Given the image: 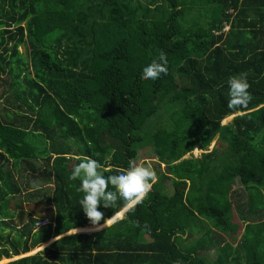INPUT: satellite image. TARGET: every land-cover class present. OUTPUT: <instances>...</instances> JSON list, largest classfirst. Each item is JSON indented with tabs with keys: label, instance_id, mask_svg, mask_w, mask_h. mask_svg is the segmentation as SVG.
I'll use <instances>...</instances> for the list:
<instances>
[{
	"label": "trees",
	"instance_id": "1",
	"mask_svg": "<svg viewBox=\"0 0 264 264\" xmlns=\"http://www.w3.org/2000/svg\"><path fill=\"white\" fill-rule=\"evenodd\" d=\"M161 1L150 17L132 0H0V203L38 179L52 206L17 224L0 209L17 234L0 233V258L73 232L7 264H264V0ZM158 51L167 74L142 79ZM241 73L249 102L229 108ZM139 150L156 183L92 225L71 169L88 156L110 175Z\"/></svg>",
	"mask_w": 264,
	"mask_h": 264
},
{
	"label": "clouds",
	"instance_id": "2",
	"mask_svg": "<svg viewBox=\"0 0 264 264\" xmlns=\"http://www.w3.org/2000/svg\"><path fill=\"white\" fill-rule=\"evenodd\" d=\"M167 72V55L163 51H158L150 62L142 66L141 77L155 81ZM226 83L228 107L247 105L250 96L246 74L234 75ZM100 168L101 165L96 159L85 156L73 166L68 177L69 180H79L77 191L82 193L78 199L79 208L92 225H97L101 221L104 214L100 209L111 208L118 201L122 202L123 212L134 211L135 206L142 203L157 181L156 173L150 163H136L130 160L126 168L119 169L110 175L99 171ZM38 220L42 219L36 221Z\"/></svg>",
	"mask_w": 264,
	"mask_h": 264
},
{
	"label": "rangeland",
	"instance_id": "3",
	"mask_svg": "<svg viewBox=\"0 0 264 264\" xmlns=\"http://www.w3.org/2000/svg\"><path fill=\"white\" fill-rule=\"evenodd\" d=\"M132 8L133 7H137V14L140 15L142 13H146L145 16H154L157 14V12L164 11L165 10V3L162 2L161 0L158 1V4H156L155 6H151L149 0H132L131 5ZM143 8H148L146 10H142ZM160 13H158L157 15H159ZM19 51L20 52H24L25 48L21 45L19 46ZM232 116H229L227 118H225L222 123H227L231 120ZM215 143V139L211 142L210 146L208 147V150H210L212 148V146ZM204 151L201 149H194L192 150L190 153H187L185 155V157H188L190 154L194 157H199ZM150 154V153H149ZM148 152L146 150H139V152L137 153V156L134 158V161L136 163H150L152 166L155 162V158L153 155H149ZM24 175V173H23ZM14 177L15 179H17L18 183H21L23 181V177L22 175H20V173H14ZM21 185V189L19 194L12 196V197H8V199L3 202L0 203V209L2 211L7 212V216L8 220H10V223H14L17 224L18 222V211L19 209H23V211L25 213H30L32 215H37L38 217H41V215L46 216L47 213H45L43 210L40 209H44V208H49L52 207L51 205H48V201L45 200V195H49L51 192V186L49 184H45V183H41L40 180H34L32 182V184L30 185V187L28 186L27 188L23 187L22 184ZM235 187V186H234ZM165 188L167 192L171 193L172 192V187L171 184L169 182L165 183ZM120 212V213H119ZM118 213L119 215H114L111 219V221L109 223H107L106 225H104V223H106L107 221H105L103 223V225L100 227H104V226H108L109 224H111L112 222H114L115 219L120 218L121 215L123 214V211L120 210ZM109 219V220H110ZM234 220H237V217L234 215ZM27 221V216L24 215L23 217V222ZM98 228V229H100ZM96 229V230H98ZM93 230V231H96ZM14 230H11L10 227H3L0 229V233L1 234H10V240L15 238V233L12 232ZM93 231H89L86 233H90ZM241 231V227L238 230V232ZM73 232H69L68 234H72ZM81 233V232H80ZM53 240V238L50 240L49 242L51 243V241ZM46 242V241H45ZM43 242L41 245L34 247L31 251H36V250H41L42 248L44 249L45 245H48L49 242L47 240V243ZM5 246L9 247L8 244L4 243ZM10 249V248H8ZM208 256L212 257L213 256V251H211ZM1 259V258H0ZM5 262L6 260H8V258H2L1 260H4ZM0 260V261H1ZM4 262V263H5ZM2 264V263H1Z\"/></svg>",
	"mask_w": 264,
	"mask_h": 264
},
{
	"label": "crops",
	"instance_id": "4",
	"mask_svg": "<svg viewBox=\"0 0 264 264\" xmlns=\"http://www.w3.org/2000/svg\"><path fill=\"white\" fill-rule=\"evenodd\" d=\"M15 234H16V233H15ZM66 234H68V233L61 234L60 236H63V235H66ZM3 235H5V236H9V238H10V234H6V233H5V234H3ZM16 236H17V234L15 235V238H16ZM60 236H57V237H60ZM50 240H51V239H50ZM48 241H49V240H48ZM52 241H53V240H52ZM52 241H51V242H52ZM4 243H6V242L3 241V244H4ZM45 243H47V241H46ZM3 244H2V245H3ZM6 244H7V243H6ZM49 244H50V242H49ZM49 244H48V245H49ZM8 245H9V244H8ZM46 246H47V245H45L44 248H45ZM36 247H37V246H36ZM5 248H6V249L10 248V249H8V252H9V253L12 251V250H11V248H12L11 245H9V247L5 246ZM33 248H34V247H33ZM33 248H31V249H30L29 251H27V252L20 253V254H18V255H11V256L8 258V260H6V262L4 261L5 263L3 262L2 264H7V263H9V262H12V261H14V260L20 258V257L27 256V255H32V254H35V253L38 252V251H42V250H43V248H42L41 250L39 249V250H36V251H31ZM2 258H5V257H2ZM2 258H1V259H2ZM1 259H0V260H1ZM0 262H1V261H0ZM0 264H1V263H0Z\"/></svg>",
	"mask_w": 264,
	"mask_h": 264
},
{
	"label": "built area",
	"instance_id": "5",
	"mask_svg": "<svg viewBox=\"0 0 264 264\" xmlns=\"http://www.w3.org/2000/svg\"><path fill=\"white\" fill-rule=\"evenodd\" d=\"M224 29H227V27H225ZM47 222H48V220H46V219L38 220V221L35 222V227L36 228L40 227V226L46 224Z\"/></svg>",
	"mask_w": 264,
	"mask_h": 264
},
{
	"label": "water",
	"instance_id": "6",
	"mask_svg": "<svg viewBox=\"0 0 264 264\" xmlns=\"http://www.w3.org/2000/svg\"><path fill=\"white\" fill-rule=\"evenodd\" d=\"M120 210H122V211H123V208L121 207V208H120ZM56 238H58V237H55V238H53V241H54Z\"/></svg>",
	"mask_w": 264,
	"mask_h": 264
}]
</instances>
